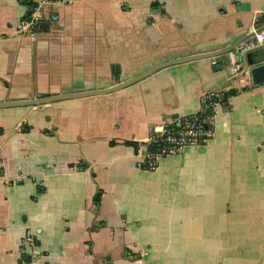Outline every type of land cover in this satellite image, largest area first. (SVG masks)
Listing matches in <instances>:
<instances>
[{
	"label": "crops",
	"instance_id": "obj_1",
	"mask_svg": "<svg viewBox=\"0 0 264 264\" xmlns=\"http://www.w3.org/2000/svg\"><path fill=\"white\" fill-rule=\"evenodd\" d=\"M29 2L0 0V100L104 89L264 25V0H54L30 38L16 31ZM245 59L232 50L106 93L0 107V264H264V82ZM229 89L208 140L138 165L154 127Z\"/></svg>",
	"mask_w": 264,
	"mask_h": 264
},
{
	"label": "built area",
	"instance_id": "obj_2",
	"mask_svg": "<svg viewBox=\"0 0 264 264\" xmlns=\"http://www.w3.org/2000/svg\"><path fill=\"white\" fill-rule=\"evenodd\" d=\"M54 0H30L25 14L16 24V31L21 36L34 38L38 25L44 18L43 5ZM68 2L69 0H60ZM264 13V10H263ZM55 18V16H53ZM253 35L241 42L234 50L241 58L246 53L258 47H264V29L255 31ZM242 66L237 61H231L232 74H237ZM224 100L220 91H210L203 95L199 110L211 107L212 112L203 121L189 115L174 117L162 126L154 127L150 135L136 145L138 165L148 169L154 168L158 160L166 155L175 154L187 144H197L208 140L214 134V118L216 107L222 106ZM175 123V127L173 124ZM206 123V126H204ZM22 244L33 245L28 233L22 237Z\"/></svg>",
	"mask_w": 264,
	"mask_h": 264
},
{
	"label": "water",
	"instance_id": "obj_3",
	"mask_svg": "<svg viewBox=\"0 0 264 264\" xmlns=\"http://www.w3.org/2000/svg\"><path fill=\"white\" fill-rule=\"evenodd\" d=\"M261 29H264V25L261 27H257L255 31L257 32ZM251 35H253V31L245 34L244 36L237 39L233 43H230L229 45H226L220 49L202 52V53H196V54L187 55L183 57H177V58H173V59H169L166 61L156 63L152 65L151 67L145 69L144 71L134 75L133 77H130L123 81H119L118 83L112 86L106 87L104 89H93V90H85V91H77V92L54 93V94L44 93V94H40L35 97L25 98V99L0 100V107L16 106V105H35V104H41V103L51 102V101L60 100V99L74 98V97H80V96H85V95H90V94H100V93L114 91L116 89L122 88L126 85L133 83L134 81L142 78L143 76L147 75L153 70L160 68L162 66H165V65H169V64H173L177 62H183L187 60H193L197 58L214 57V56L226 54L234 50L241 42L246 40ZM251 52L252 51H249L245 55L246 59L244 60L243 70H247L250 73L251 81L253 84L262 83L264 82V58H262L261 60H254L250 58ZM204 126H206V123H204Z\"/></svg>",
	"mask_w": 264,
	"mask_h": 264
},
{
	"label": "trees",
	"instance_id": "obj_4",
	"mask_svg": "<svg viewBox=\"0 0 264 264\" xmlns=\"http://www.w3.org/2000/svg\"><path fill=\"white\" fill-rule=\"evenodd\" d=\"M21 1H25V2H26V0H21ZM29 3H30V2H29ZM262 83H263V82H262ZM258 84H259V83H258ZM235 92H236L235 89H229V90H227V91H223V92H221V94H222V98H223V100H224V104H223V105H226L227 97H228L229 95L235 93ZM211 112H212L211 107H208V108H206V109H204V110H199V111H197L196 113L190 114L189 116H193V117L197 118L198 120L203 121V120H204L203 118H204L205 116H207V115H208L209 113H211ZM173 126L175 127V123L173 124ZM96 202H97V198H96Z\"/></svg>",
	"mask_w": 264,
	"mask_h": 264
}]
</instances>
